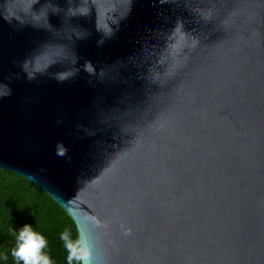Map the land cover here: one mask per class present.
I'll use <instances>...</instances> for the list:
<instances>
[{
	"label": "water",
	"instance_id": "water-1",
	"mask_svg": "<svg viewBox=\"0 0 264 264\" xmlns=\"http://www.w3.org/2000/svg\"><path fill=\"white\" fill-rule=\"evenodd\" d=\"M0 170L91 264H264V0H0Z\"/></svg>",
	"mask_w": 264,
	"mask_h": 264
},
{
	"label": "trees",
	"instance_id": "trees-1",
	"mask_svg": "<svg viewBox=\"0 0 264 264\" xmlns=\"http://www.w3.org/2000/svg\"><path fill=\"white\" fill-rule=\"evenodd\" d=\"M31 224L48 240L47 252L55 264H66V253L60 234L68 229L78 238L71 218L45 192L22 176L0 170V255L7 256L0 264H15L11 250L15 232Z\"/></svg>",
	"mask_w": 264,
	"mask_h": 264
},
{
	"label": "clouds",
	"instance_id": "clouds-1",
	"mask_svg": "<svg viewBox=\"0 0 264 264\" xmlns=\"http://www.w3.org/2000/svg\"><path fill=\"white\" fill-rule=\"evenodd\" d=\"M88 66L86 70H90ZM15 235V247L11 250V256L15 264H55L47 252L48 240L41 232L35 231L31 224H24ZM66 264H91V248L89 239L80 235L73 238L70 230L65 229L60 234ZM7 256L0 255V260H6Z\"/></svg>",
	"mask_w": 264,
	"mask_h": 264
},
{
	"label": "snow or ice",
	"instance_id": "snow-or-ice-1",
	"mask_svg": "<svg viewBox=\"0 0 264 264\" xmlns=\"http://www.w3.org/2000/svg\"><path fill=\"white\" fill-rule=\"evenodd\" d=\"M91 70V69H90Z\"/></svg>",
	"mask_w": 264,
	"mask_h": 264
}]
</instances>
